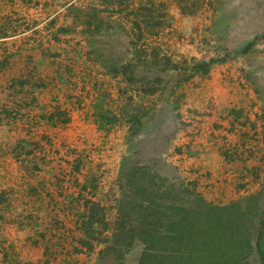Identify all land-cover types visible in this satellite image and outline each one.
Masks as SVG:
<instances>
[{"label":"rangeland","instance_id":"1","mask_svg":"<svg viewBox=\"0 0 264 264\" xmlns=\"http://www.w3.org/2000/svg\"><path fill=\"white\" fill-rule=\"evenodd\" d=\"M88 1L0 0V264H139V244L119 258L103 240L82 247L76 222L95 203L107 224L114 222L128 200L123 173L132 145L141 151L132 155L136 166L164 185L183 181L218 204L248 193L264 203V0H148L167 22L148 48L181 66L162 79L190 78L172 93L175 110L160 91L143 98L152 113L140 117L134 135L123 119L108 130L95 122L97 97L116 115L142 103L141 92L87 57L88 17L68 6ZM92 22L112 23L99 46L111 52L109 40H120L114 52L130 60L127 21L104 11ZM61 26L72 32L56 41ZM78 47L83 57L76 61ZM56 108L63 113L56 121L43 119Z\"/></svg>","mask_w":264,"mask_h":264},{"label":"trees","instance_id":"2","mask_svg":"<svg viewBox=\"0 0 264 264\" xmlns=\"http://www.w3.org/2000/svg\"><path fill=\"white\" fill-rule=\"evenodd\" d=\"M90 1L82 8L72 4L68 6V9L88 17L83 28L85 34L91 33L90 37L83 38L87 57H93V61L104 69L105 75L121 76L127 89L133 90L132 93L141 92L139 103H142L138 110L128 109L125 105L119 115H116L115 112L109 113L108 102L97 97L94 105L97 110L95 122L98 127L107 129L123 119L128 124L127 131L134 135L143 124L140 117L152 113V108H146L143 104V98L148 95L151 97L160 91L161 95L166 96L163 101L169 104L171 110H175L180 102L176 97L171 100L172 93L181 89L182 82L188 81L190 77L183 81H164L162 74L166 76L165 73L181 66L166 62L167 57L161 55L154 47L150 50L148 48L157 41L160 31L167 26L162 8L155 7L152 2L148 6V0H141L137 6L131 4L133 0ZM96 5L105 9H96ZM104 11L118 14L122 25H126V21L129 24L127 28L132 34L128 42L132 52L130 60H123L114 52V46L118 45L120 40H109L107 45L112 46L111 52L99 46L98 37L100 33L102 35L101 30L104 28L106 32L107 29H114L112 23V27L110 25L107 28L102 22L100 27H93L92 19ZM56 30L57 32L52 34L56 41L59 34L72 32L68 26H61ZM118 38L124 39L120 35ZM138 42L142 43V48H139ZM65 55L68 56L67 53ZM82 57V50L80 47L76 48L72 58L78 61ZM65 67L70 70L68 66ZM137 69L141 72L137 73ZM183 69L186 70L187 67ZM133 84L138 85L132 88ZM60 114L63 113L56 108L46 117L42 114V117L51 122L53 119L56 121L55 118ZM23 143L19 142L21 148ZM132 146L126 149L125 157L129 169L123 173L125 186L128 188L124 196L128 197V200L118 206L114 222L111 224H107L104 215L98 211L97 203L90 205L88 213H81L76 218V222L80 223L79 243L82 247L90 249V240H103L102 243H107L108 249L112 250V257L119 258L130 246L139 244V264H254V261L264 264V203L259 194L248 193L238 200L218 204L207 201L200 193L190 191L183 181L177 185H164V178L157 176L155 179L154 174H145L136 166L140 164L135 162L133 156L141 151H134L135 147ZM86 186L85 182L82 188ZM103 232H106L104 238L100 237ZM134 240L137 243L132 242ZM114 262L119 264L117 259Z\"/></svg>","mask_w":264,"mask_h":264}]
</instances>
